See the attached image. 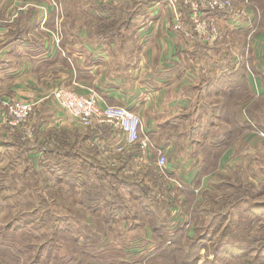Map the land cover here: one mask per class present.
I'll use <instances>...</instances> for the list:
<instances>
[{
  "label": "rangeland",
  "instance_id": "1",
  "mask_svg": "<svg viewBox=\"0 0 264 264\" xmlns=\"http://www.w3.org/2000/svg\"><path fill=\"white\" fill-rule=\"evenodd\" d=\"M142 1L0 0V47L20 38L47 44L56 34L58 46L43 52L55 59L53 53L61 52L62 41L77 46L74 36L80 33L86 35V46L107 44L105 36ZM164 2L170 8L171 30L182 39L200 49L206 46L209 52H225L230 62L238 58L246 79L247 74L253 78L251 62L244 61L253 49L264 69V0H229V8H210V0ZM176 17L184 31L174 28ZM203 21L207 27L199 30L197 23ZM128 49L133 51L132 44ZM25 62L24 56L20 63ZM53 68L37 66L35 72L38 76ZM65 70L69 78L73 67L69 64ZM56 76L39 99L18 96L33 103L34 112L25 125L0 121V264H171L167 239L176 231L185 232L183 246L189 259L180 264H264V97L251 94L248 85L238 98L225 97L226 109L236 116L232 135L224 134L231 125L217 115L206 130L207 150L199 145L201 131V138L197 134L189 138L188 131L171 140L176 146L170 156L153 142L154 150L143 152L125 144L118 147L115 128L82 125L57 102L66 116L65 128L58 123L36 141L39 103L53 99L58 87L95 95L101 106L90 88L95 77L76 76L75 81L88 85L79 91L59 85ZM7 90H0V96L17 97ZM218 98L212 96L211 102ZM208 125L204 123L205 128ZM65 134H74V139L64 143ZM78 135L82 141L77 142ZM47 148L53 150L52 159L33 156ZM158 151L166 158L162 167L155 166ZM185 165L188 168L183 169ZM161 228V236L155 237Z\"/></svg>",
  "mask_w": 264,
  "mask_h": 264
},
{
  "label": "crops",
  "instance_id": "2",
  "mask_svg": "<svg viewBox=\"0 0 264 264\" xmlns=\"http://www.w3.org/2000/svg\"><path fill=\"white\" fill-rule=\"evenodd\" d=\"M144 1L132 10L128 9L130 13L127 11L126 18L117 24L116 31L112 29L110 35L105 36L107 44L86 46V35L80 33L81 35L74 36L77 46H68L62 41L59 46L61 52H54L55 59H52L50 55L43 54L47 52L48 46L57 47L52 38L46 40L47 44H42L45 40L37 43L22 40L20 37L19 41L26 43L25 45L15 44L19 42H15L17 39L5 42L0 47V90L8 89L7 92L11 96L39 99L42 95L40 91L46 87L50 88L52 75H57L56 78L60 79L59 85H68L80 91L88 85L77 82L74 78L84 77L83 73H86L95 77L90 88L100 97L101 104L121 105L137 114L142 133L147 135L156 147L163 148L165 154L171 156L176 146L171 140L184 137V133L188 131L189 138L194 134L201 138L200 130L202 139L209 140L207 131L212 119L217 118V114L213 113L217 104L211 102L214 95L210 92L206 78L230 75L237 70L241 61L236 58L230 62L225 52H209L206 46H201L200 49L199 45L186 38L182 39L171 30L168 4L164 0L147 3ZM125 3L122 2L123 8ZM128 14H131V17ZM34 19L32 21H36L35 17ZM131 44L132 52L128 49ZM10 45L12 46L9 47ZM7 52L9 53L6 54ZM253 52L255 53L254 49L244 60L251 62L250 71L253 78L247 74L248 88L251 94L256 93L257 96L264 97V69ZM24 56L27 62L20 63ZM54 60H58V64ZM69 64L73 71L69 72L70 77L67 78L68 70L65 69ZM212 65L218 67L215 66L212 71ZM37 66L47 69L54 67L52 70H56V74H53L52 70L47 73L41 71L43 73L40 72L37 76ZM24 92L26 95L23 96ZM41 103V111L39 109L35 118L36 132L39 134V138H35L36 141L40 140L42 133L47 129L58 123H66V116L59 110L54 99ZM186 122L192 130L187 124L182 129ZM206 122H209V125L205 128ZM225 130L228 131L227 128ZM227 131L224 134L227 135ZM65 135L64 143L74 139V134ZM106 136V132H103L102 137ZM90 137L88 134L86 138ZM77 138V142L82 141L81 135ZM52 151L48 148L39 150L33 156L43 158L49 155L52 159ZM197 162L199 163V160ZM187 164L189 166V163ZM188 166L185 165L183 169ZM194 166L195 163L192 168ZM179 180L186 185L183 179Z\"/></svg>",
  "mask_w": 264,
  "mask_h": 264
},
{
  "label": "built area",
  "instance_id": "3",
  "mask_svg": "<svg viewBox=\"0 0 264 264\" xmlns=\"http://www.w3.org/2000/svg\"><path fill=\"white\" fill-rule=\"evenodd\" d=\"M212 7L229 8V0H210ZM208 2L207 4H210ZM205 8V7H204ZM181 22L176 17L174 28L184 31V26H180ZM200 29L207 27L205 21L197 23ZM54 42L58 46L60 37L54 35ZM53 99L62 108L67 110L70 117L82 125H110L118 131L119 139L118 147L126 146L125 148L136 147L143 151L154 150L153 143L150 138L142 133L140 118L137 114L131 112L124 106L117 105H99L98 98L95 95H82L58 87L53 92ZM0 121L8 123L10 126H23L28 122L33 114V103L23 101L18 97L4 98L0 96ZM125 142V143H124ZM166 158L160 151L155 162L156 167H162L165 164Z\"/></svg>",
  "mask_w": 264,
  "mask_h": 264
},
{
  "label": "trees",
  "instance_id": "4",
  "mask_svg": "<svg viewBox=\"0 0 264 264\" xmlns=\"http://www.w3.org/2000/svg\"><path fill=\"white\" fill-rule=\"evenodd\" d=\"M254 20V19H253ZM114 19H110V22H114ZM112 26V25H111ZM206 81L208 82V85L210 86V92L213 95L218 96L217 102H213L215 105V109L217 110V115L219 116L218 119L223 115L225 117L226 123L229 122L231 127L228 129L229 131L227 132V137L232 135V131L234 130L235 126V117L230 113L226 108L227 104L225 103V97H233V98H238L240 95L244 94V89L247 84V79H246V72L242 64L238 66L237 70H235L233 73H230V75L227 76H220L215 78L214 76L212 77H207ZM222 118V117H221ZM223 120V119H222ZM235 132H238L236 130ZM234 135V134H233ZM205 139V138H204ZM202 140L199 145L202 150H207L205 146H210V143L207 142V140ZM212 144V143H211ZM213 145V144H212ZM199 148V150H200ZM198 160V158H196ZM199 163L201 161L199 160ZM204 170L207 171V166L204 167ZM131 186V184L129 183ZM139 188V191H142L144 187L139 184L136 186ZM186 189L185 193L187 192ZM189 193V192H188ZM159 231V232H158ZM162 228L160 230H155L154 236L158 237L161 236ZM158 234V235H157ZM175 234V235H174ZM173 238H168L170 240L171 245H169V261H171V264H180L183 261L189 262V259L185 258V253L186 252V247H184V236L185 232L184 231H176L174 233ZM167 244V242H165ZM161 245V244H160ZM184 245V246H183ZM161 248L164 247V245L160 246ZM167 246H165L166 248ZM185 259V260H184ZM193 261V260H192Z\"/></svg>",
  "mask_w": 264,
  "mask_h": 264
}]
</instances>
